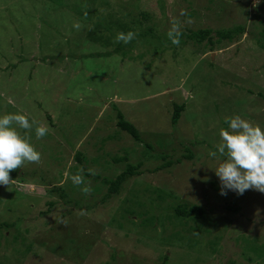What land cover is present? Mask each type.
Here are the masks:
<instances>
[{"label":"rangeland","instance_id":"374dc122","mask_svg":"<svg viewBox=\"0 0 264 264\" xmlns=\"http://www.w3.org/2000/svg\"><path fill=\"white\" fill-rule=\"evenodd\" d=\"M98 1L0 0V114L35 121L28 135L41 154L0 185V225H12L0 234V264H165V255L167 264H264V193L220 195V161L209 155L226 118L240 115L264 128V0H109L104 14L119 23H130V13L151 17L143 29L155 37L135 36L128 54L115 51L113 36L103 47L86 40ZM173 25L178 44L167 36ZM238 25L245 32L214 51L186 36L212 29L216 42L217 31ZM173 103L185 106L175 127ZM117 111L153 150L118 128ZM37 126L48 129L39 139ZM128 163L142 164L141 175L98 204L108 193L103 178L116 179ZM77 174L80 184L71 179ZM53 187L59 192L47 194ZM184 204L205 216L177 219L174 208ZM144 215L158 220L144 227ZM208 219L201 238L188 233Z\"/></svg>","mask_w":264,"mask_h":264},{"label":"clouds","instance_id":"9594fccd","mask_svg":"<svg viewBox=\"0 0 264 264\" xmlns=\"http://www.w3.org/2000/svg\"><path fill=\"white\" fill-rule=\"evenodd\" d=\"M261 0H255L259 4ZM74 27L79 28V24ZM136 33H117V41L124 43L134 39ZM173 44L179 43L180 31L173 25L167 32ZM227 128L219 130L220 142L209 155L220 162L214 170L220 182V195L229 191L237 196L246 190L264 193V128L252 124L240 115L226 118ZM35 121L20 113L0 114V185H9L10 171L20 168L26 162H39L41 154L30 142L29 131ZM24 130L22 133L20 130ZM37 139L44 137L48 129L37 126ZM73 183L80 184L79 174L71 177Z\"/></svg>","mask_w":264,"mask_h":264},{"label":"trees","instance_id":"16d2710c","mask_svg":"<svg viewBox=\"0 0 264 264\" xmlns=\"http://www.w3.org/2000/svg\"><path fill=\"white\" fill-rule=\"evenodd\" d=\"M105 6V7H103ZM109 6H111V2L109 0H99L96 3V6H92V19L91 21H89V25H88V29H87V33H86V40L87 41H91L96 43L97 45H101L103 41L105 40L106 37L108 36H113L116 39L117 33L120 32H129L132 31L133 29L137 28L139 29L141 32H139L138 34H136L135 36L137 37L138 40H140V42H142L144 40V38L147 41V38H153L155 37V33L153 31L152 28L148 27L146 29H143V26L145 25L144 21H148L149 19L151 20V17L147 14H143V13H139V14H132L130 13L128 16L130 18V23L127 24H122L119 23L120 17H115L113 14V12H109L107 10V14H104V9L108 8ZM54 7V6H53ZM137 8V10L139 9V7H135ZM106 11V10H105ZM112 11V10H110ZM109 16V18H108ZM126 17V16H125ZM149 20V21H150ZM45 23V22H44ZM262 25H264V23L262 22ZM116 28H118L116 30ZM214 31L212 29H202L199 31H189L188 34H186V36L188 37V40L190 41H195L196 43H200L203 44L204 42H208L209 44H211V51H214V46L217 45L218 43L220 44L222 42V40H229V41H233L235 39L236 36H239L241 34H243L245 32V28L241 25L235 26V28H233L232 30H223V31H217V35L219 37L220 40H217L216 42H214L213 40V36L212 33ZM262 36V40L264 41V32L260 33ZM182 34L180 33V36ZM184 35V34H183ZM135 38V37H134ZM142 38L143 40L141 41ZM135 39H132L129 43H127L126 45H121L120 41H117L116 43V52H122L124 51L125 54H128L130 52L131 49H133L136 44L132 47H130V45H132L134 42L137 43V40L134 41ZM103 47V46H102ZM109 55V53H108ZM73 56V54H71V57ZM104 56H106V54H104ZM174 105V113L172 115V119H171V124L173 127L177 126L183 112L185 111V106H181V105H177L176 103H173ZM117 117H118V122H117V126L118 128L122 131L125 132L127 134H129L133 140L136 143H141L144 144L145 147H147V149L149 150H153V146L150 143H145L144 140L142 139L141 133L138 131V129L129 121L126 120V118L124 117V115L120 112L117 111ZM50 119V118H49ZM51 122V121H50ZM189 155L187 156L188 159H193V153H191L189 150H187ZM76 159L77 161H79L81 164H83L84 162V157L82 153H77L76 155ZM86 161V160H85ZM115 162H120V161H127V157L126 158H122V159H114ZM173 165V163H167V165H163L159 168H157V170H161L165 167L171 166ZM142 164H138V165H133L128 163L124 169V171L122 173H120L116 179L114 180H108V179H104L103 178V184L108 186V193L101 199L98 200V204L104 205L106 204L107 200H110L111 198H113L115 195H118L121 191V188L123 186V184L128 181L131 177L136 176V175H141V172L139 171V169L141 168ZM19 173V169H15L10 171V179L13 181L17 175ZM85 175L86 177L89 176H95L97 178H101L99 175H95L93 173H89L87 171H85ZM53 187L52 189H50V191H47L48 193H56L59 192V188L57 187ZM85 190V188H84ZM0 191H1V187H0ZM93 191H95L97 194H99L100 189L99 188H95L93 189ZM162 194V193H160ZM163 195V194H162ZM60 196L62 198H66L67 195L65 194H61ZM161 196H159L160 198ZM94 199V198H93ZM50 207L54 206L53 203H49L48 204ZM94 207H97V203L93 205ZM230 210H232L233 212H237L239 211V209H233L230 208ZM174 216L178 219H194L196 220H200L205 216V210L199 207H195V206H189V205H179L177 207L174 208ZM124 214H126V216H130V215H134L135 211L134 210H130V209H125L123 211ZM124 215V218H127ZM139 216L141 217L142 215L139 214ZM166 219L170 220V226L171 229H175V224L173 223V218L170 215L166 216ZM158 220V217L155 215H152L150 217L144 215V219L142 220V224H144V227H151L152 224L154 223V221ZM211 225L210 220L208 219L207 221H205L204 223H202L201 225H199L198 227H189V231L188 233H192L193 235H196V237H202L204 233L209 232L206 229H203L202 226L204 225ZM121 225V224H120ZM12 225L11 224H7V223H3L0 225V234L2 231V228H6L9 229ZM163 226V224H162ZM174 228H173V227ZM120 228H122V226H120ZM166 228L164 227L162 234H166ZM176 235L178 236L179 233L176 232ZM175 236V235H174ZM7 241L9 240L8 238H5ZM15 241L17 239H14ZM199 240V239H198ZM197 241V240H194ZM218 244V238L216 239V241L214 242H210L209 245L211 246V248H213V250H215L214 248L217 246ZM257 251H261V250H257ZM260 256V255H259ZM262 257H264V255H262ZM115 259V256L113 257ZM169 257L168 256H164L163 260L165 262V264H167V262L169 261ZM259 264V263H258Z\"/></svg>","mask_w":264,"mask_h":264}]
</instances>
